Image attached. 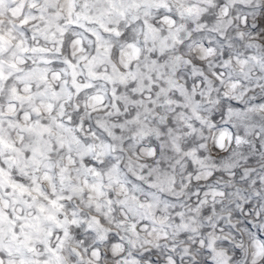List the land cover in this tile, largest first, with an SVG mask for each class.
Returning <instances> with one entry per match:
<instances>
[{
	"label": "snow or ice",
	"instance_id": "obj_1",
	"mask_svg": "<svg viewBox=\"0 0 264 264\" xmlns=\"http://www.w3.org/2000/svg\"><path fill=\"white\" fill-rule=\"evenodd\" d=\"M0 264H264V0H0Z\"/></svg>",
	"mask_w": 264,
	"mask_h": 264
}]
</instances>
